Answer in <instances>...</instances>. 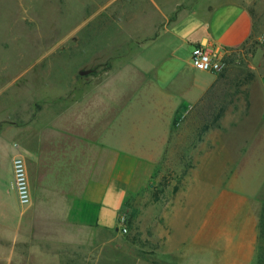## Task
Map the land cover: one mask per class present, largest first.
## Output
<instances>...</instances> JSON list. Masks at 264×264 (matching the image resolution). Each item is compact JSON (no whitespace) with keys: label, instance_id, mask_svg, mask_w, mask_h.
<instances>
[{"label":"rangeland","instance_id":"374dc122","mask_svg":"<svg viewBox=\"0 0 264 264\" xmlns=\"http://www.w3.org/2000/svg\"><path fill=\"white\" fill-rule=\"evenodd\" d=\"M206 9L211 10L206 0H0V138L15 130L25 139L28 126L41 128L58 120L60 112L65 114L61 120L82 117V97L97 93L96 86L107 78L115 84L140 79L132 64L143 56L141 50L156 40L167 42L168 32L186 34L187 21L206 18ZM247 9L254 19L249 40L213 51L221 67L209 73L223 76L219 87L206 102L179 107L162 156L135 168L118 214L126 217L127 233L117 226L97 228L85 212L60 221L52 217L51 264H158L160 240L184 229L179 224L188 218L201 221L197 212L203 207L220 208L227 216L230 208L248 204L257 208L259 226L264 0H253ZM182 40L180 48H189V39ZM180 57L178 66L190 63L189 50H181ZM129 89L125 95L135 93ZM106 159L100 149V177ZM189 208L196 214L187 215ZM33 220L30 215L29 223ZM114 221L112 209L105 210V225ZM254 264H264L258 251Z\"/></svg>","mask_w":264,"mask_h":264},{"label":"crops","instance_id":"0c3cea01","mask_svg":"<svg viewBox=\"0 0 264 264\" xmlns=\"http://www.w3.org/2000/svg\"><path fill=\"white\" fill-rule=\"evenodd\" d=\"M252 2L206 0L211 10L206 9V18L191 17L184 26L186 34L168 32L167 42L156 40L141 50L143 58L132 64L140 79L115 84L107 78L96 86L98 94L81 98L82 117L61 120L65 114L60 112L58 120L41 128L28 126L25 139L15 130L0 138V264H51L52 217L60 221V217L85 212L93 216L95 227L116 228L135 168L162 156L178 108L199 102L218 80L219 76L196 71L191 63L178 66L181 50L191 52L202 46L213 53L242 46L254 28L247 9ZM184 38L191 42L190 49L180 48ZM169 72L170 80L165 79ZM196 72L199 78L194 79ZM126 88L135 93L125 95ZM261 111L264 118V93ZM100 149L107 155L101 177ZM15 157L22 158L26 167L31 202L25 207L18 204L13 187ZM99 178H103L101 185ZM111 209L115 221L108 226L103 215ZM186 213L196 214L190 208ZM197 214L201 221L188 218L179 224L184 229L160 240L155 249L158 264H254L257 208L232 207L225 216L220 208L206 211L203 207ZM30 215L34 216L31 223Z\"/></svg>","mask_w":264,"mask_h":264},{"label":"built area","instance_id":"2783aa9c","mask_svg":"<svg viewBox=\"0 0 264 264\" xmlns=\"http://www.w3.org/2000/svg\"><path fill=\"white\" fill-rule=\"evenodd\" d=\"M190 63L199 72H216L220 69L219 61L214 59L212 52L202 46H195L190 52ZM13 187L16 192L18 204L25 207L30 204V191L28 186L25 163L20 157H15L12 161ZM117 229L121 234L127 233L126 217L120 215L117 218Z\"/></svg>","mask_w":264,"mask_h":264},{"label":"trees","instance_id":"16d2710c","mask_svg":"<svg viewBox=\"0 0 264 264\" xmlns=\"http://www.w3.org/2000/svg\"><path fill=\"white\" fill-rule=\"evenodd\" d=\"M221 75V74H220ZM223 76H219L218 80L212 84L209 91L202 97V99L199 101V103L206 102L208 97L213 93L214 90L219 87V81L222 79ZM259 238H258V261L263 260L264 261V247L262 244V241H264V204L262 205L261 213H260V219H259Z\"/></svg>","mask_w":264,"mask_h":264}]
</instances>
